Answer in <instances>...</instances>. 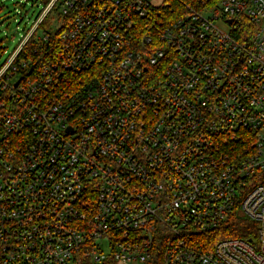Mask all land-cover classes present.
Segmentation results:
<instances>
[{"label": "built area", "instance_id": "built-area-1", "mask_svg": "<svg viewBox=\"0 0 264 264\" xmlns=\"http://www.w3.org/2000/svg\"><path fill=\"white\" fill-rule=\"evenodd\" d=\"M41 1L0 64V264H264V0Z\"/></svg>", "mask_w": 264, "mask_h": 264}, {"label": "rangeland", "instance_id": "rangeland-1", "mask_svg": "<svg viewBox=\"0 0 264 264\" xmlns=\"http://www.w3.org/2000/svg\"><path fill=\"white\" fill-rule=\"evenodd\" d=\"M43 7L41 0H0V64L12 55ZM47 23L56 29L61 27L54 13L50 14ZM221 26L228 27L224 23Z\"/></svg>", "mask_w": 264, "mask_h": 264}, {"label": "trees", "instance_id": "trees-1", "mask_svg": "<svg viewBox=\"0 0 264 264\" xmlns=\"http://www.w3.org/2000/svg\"><path fill=\"white\" fill-rule=\"evenodd\" d=\"M180 1L181 0H173L172 6H177ZM185 1L190 2V3L192 2L195 4L203 0H185ZM216 1L217 0H208L207 2L209 4V3H214ZM47 19H49V17H46L44 22L39 25L38 31L46 30L52 37L55 38L59 31L58 29H55L52 25H48ZM49 26H50V29L48 28ZM38 31L35 33L34 38L37 36ZM34 38L30 43H33L36 41V39ZM47 45L41 48H38L37 52L34 53L32 51L33 50L32 46H30L29 44L24 49L23 57L30 58V60L32 61V64L39 65V62L44 60L46 57L45 51L47 49ZM224 236L225 237L227 236L229 237H248V238L256 237L257 236V223L244 219V218L234 216L229 220L228 224H226L220 230H218L215 235L216 238L224 237ZM80 264H119V263H117L113 259H107L101 262H97V261H93L90 258L86 257V258H82ZM142 264H163V261L160 255H156L149 261L142 263Z\"/></svg>", "mask_w": 264, "mask_h": 264}]
</instances>
